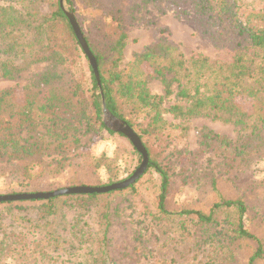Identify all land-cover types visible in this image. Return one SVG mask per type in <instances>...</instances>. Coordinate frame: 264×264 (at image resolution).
<instances>
[{
	"label": "trees",
	"instance_id": "obj_1",
	"mask_svg": "<svg viewBox=\"0 0 264 264\" xmlns=\"http://www.w3.org/2000/svg\"><path fill=\"white\" fill-rule=\"evenodd\" d=\"M63 1L95 59L100 86L59 0H0V79L15 80L30 67L47 64L24 87L22 103L13 89L0 91V179L29 182L38 173L60 175L79 158L95 174L106 170L108 182L99 187L118 183L113 180L117 169L112 159L81 152L83 137L116 134L104 125L103 108L139 138L147 167L123 190L0 203L38 207L34 214L15 217L22 225L1 228L2 235L9 236L4 241L6 252L18 264H65L83 258L84 252L90 253L94 264H107L114 257L109 240L118 209L111 208L112 201L104 196L134 194L142 179L154 176V202L161 216L171 215L166 199L175 178L197 181L201 194L197 202L175 215L193 217L202 228H217L219 215H230V243L250 250L244 264L263 263L264 0ZM166 12L188 22L220 57L200 53L185 57L175 43L161 37L122 65L133 24L154 26ZM81 61L87 64L88 77L78 70ZM151 81L160 82L162 95L151 93ZM170 96L174 102L165 110L163 102ZM238 99L248 100L251 112ZM164 113L180 120L211 118L248 134L235 143L203 129L199 151L176 156L177 170L164 154L165 133L170 128L181 132L188 128L167 125ZM206 155L215 165L200 168V160L209 161ZM256 162L263 165L260 180L252 176ZM91 203L97 208L94 228L84 218ZM71 210L76 212L72 223L67 216Z\"/></svg>",
	"mask_w": 264,
	"mask_h": 264
},
{
	"label": "rangeland",
	"instance_id": "obj_2",
	"mask_svg": "<svg viewBox=\"0 0 264 264\" xmlns=\"http://www.w3.org/2000/svg\"><path fill=\"white\" fill-rule=\"evenodd\" d=\"M64 9L68 5L63 2ZM75 6V4H74ZM152 20L154 15L152 14ZM149 18V17H148ZM151 21V20H149ZM171 41L177 45L185 57L200 53L210 58L220 57L219 53L185 20L178 18L174 12H166L164 16L156 20L151 26L148 22H135L130 28L126 46L123 51V64L133 60L135 54L140 53L146 46L159 38ZM226 58V54H222ZM47 64H36L23 72L18 79H0V91L13 89L19 103L23 102L24 87L34 82ZM88 77L87 64L81 61V69ZM151 93L162 95V86L159 81H151L148 85ZM174 96L166 98L163 102L165 110L173 104ZM239 104L246 112H251L252 106L248 100L238 99ZM167 125L187 126V130L181 132L179 128H170L165 133V156L169 155L171 168H176L178 162L176 156H190L199 151V136L203 129L238 143L244 135L248 134L240 127L223 124L211 118H192L189 120L174 119L169 113L163 114ZM168 134V136H166ZM81 152H89L99 157L105 155L113 160L116 167L114 181H124L140 166L141 160L131 143L119 134L103 133L99 136L83 137ZM209 160V156L206 155ZM213 167L215 160L212 158L199 161L200 168L205 165ZM186 165L184 164V167ZM262 162H256L252 166V176L258 180L263 178L261 172ZM178 170V167L176 168ZM108 182V174L105 169H100L97 174L78 158L71 167H67L60 175L50 176L46 173H38L29 182L17 179H0V195L11 193H38L52 192L59 189L75 186H92ZM197 181L183 182L175 178L172 190L167 196V209L171 215H160L156 209L154 198L157 192L155 177H145L135 187L136 193L122 192L104 196L105 200L112 201L111 208L118 209V217L113 221L110 233V249L114 256L107 264H244L246 254L250 252L245 246L230 243L229 224L230 215L220 214L219 227H200L193 217L180 219L175 214L180 208L197 202L199 189L195 185ZM94 203L88 204L84 218L91 227H95L96 209ZM2 207L0 206V264H18L16 257L8 254L6 248L7 234L2 235V229L22 225L15 221L20 214H34L38 207ZM78 212V210H77ZM76 215L71 210L67 216L73 221ZM69 221V222H70ZM2 228V229H1ZM11 238V237H10ZM6 245V246H5ZM14 245H10L12 249ZM15 247V246H14ZM245 248V249H244ZM7 251V252H6ZM248 252V253H247ZM77 261H69L65 264H94L90 259V253ZM11 256V257H10ZM15 258V259H14ZM90 259V261H89ZM261 264H264L261 263Z\"/></svg>",
	"mask_w": 264,
	"mask_h": 264
},
{
	"label": "water",
	"instance_id": "obj_3",
	"mask_svg": "<svg viewBox=\"0 0 264 264\" xmlns=\"http://www.w3.org/2000/svg\"><path fill=\"white\" fill-rule=\"evenodd\" d=\"M63 0H59V4L62 9L65 11V16L67 17L73 32L80 44L81 50L83 51L84 55L86 56L90 67L94 73V76L97 80V86L99 87L98 81V72L95 59L91 55L86 42L84 41L82 34L79 30V27L75 21L73 14L67 12L63 6ZM102 114V121L107 129L110 131L121 134L124 136L131 145L141 154L142 161L140 166L135 170V172L126 180L114 183L108 186H101V187H89V186H75L69 187L64 189L55 190L52 192H38V193H22V194H8V195H0V203L2 202H17V201H30V200H48L51 198H55L58 196H65V195H88V194H106L112 191L123 190L128 188L132 185L145 171L147 167V154L145 149L143 148L139 138L133 132V130L128 127L123 121H120L109 114L103 108Z\"/></svg>",
	"mask_w": 264,
	"mask_h": 264
},
{
	"label": "clouds",
	"instance_id": "obj_4",
	"mask_svg": "<svg viewBox=\"0 0 264 264\" xmlns=\"http://www.w3.org/2000/svg\"><path fill=\"white\" fill-rule=\"evenodd\" d=\"M9 264H10V261H9Z\"/></svg>",
	"mask_w": 264,
	"mask_h": 264
},
{
	"label": "crops",
	"instance_id": "obj_5",
	"mask_svg": "<svg viewBox=\"0 0 264 264\" xmlns=\"http://www.w3.org/2000/svg\"><path fill=\"white\" fill-rule=\"evenodd\" d=\"M155 41H156V40H155ZM155 41H154V42H155Z\"/></svg>",
	"mask_w": 264,
	"mask_h": 264
}]
</instances>
